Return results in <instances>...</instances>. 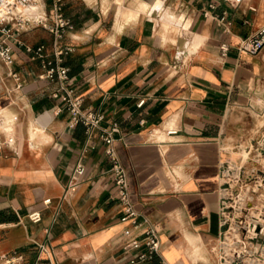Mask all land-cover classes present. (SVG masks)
Wrapping results in <instances>:
<instances>
[{
  "label": "crops",
  "instance_id": "1",
  "mask_svg": "<svg viewBox=\"0 0 264 264\" xmlns=\"http://www.w3.org/2000/svg\"><path fill=\"white\" fill-rule=\"evenodd\" d=\"M36 2L50 24L51 0ZM63 14L72 24L58 42L72 47L66 86L104 114L103 126L117 123L113 146L139 223L120 220L101 129L72 125L59 83L40 76L53 33L17 28L12 64L0 60V264H19L5 260L13 255L129 264L130 245L149 227L159 251L137 264H217L221 169L249 170L259 156L264 169V47L237 50L264 24V0H63ZM39 45L43 57H33L27 47ZM77 163L84 172L67 189ZM248 190L264 221V184ZM34 210L38 222L28 218Z\"/></svg>",
  "mask_w": 264,
  "mask_h": 264
},
{
  "label": "built area",
  "instance_id": "2",
  "mask_svg": "<svg viewBox=\"0 0 264 264\" xmlns=\"http://www.w3.org/2000/svg\"><path fill=\"white\" fill-rule=\"evenodd\" d=\"M233 6L239 5L243 0H222ZM213 8V4L209 5ZM52 22L47 23L45 16L40 12L36 0H0V60L5 64L10 65L13 62L12 45L9 38L14 35L17 28H26L28 26H43L47 27L54 35L53 59L44 60L43 66L47 67L41 77L50 80H56L59 83L60 89L63 91L60 95L65 109L70 114V122L72 125L83 123L86 126V131L90 133L93 129L99 128L102 131L101 138L105 142V153L111 163L110 171L115 183L116 197L122 207V215L120 220L129 221L131 225L136 226L139 223L140 213L134 208L130 197L125 169L120 162L115 148L113 146V132L117 128V123L110 122L107 126H103L102 122L105 119L103 113L96 111L90 107H84L80 97L74 95L73 89L66 86L68 79V69L62 65L63 56L72 50L71 46L59 45V40L64 36L65 32L72 28V24L63 14V0H51ZM220 20L223 19L220 15H216ZM224 30H227L224 28ZM264 47V24L253 33L246 35L237 43V50L255 54ZM222 55H225L228 45L222 43L220 45ZM43 45L35 48L27 47V50L33 53V57H43ZM54 64L53 67L49 65ZM16 79L20 77L15 73H11ZM58 96V93H54ZM143 99L138 102L140 106ZM175 129L167 131L169 134L175 133ZM1 141V135H0ZM261 155V151L259 152ZM261 162V161H260ZM249 170L244 168L231 167L225 165L221 169L223 180L222 196L220 199V224L221 231L218 238V251L220 253L217 264H264V237L262 241L257 243L260 234L264 233V221L262 215L254 214L252 211L253 203L246 202V208L243 213L239 214L236 211V206L229 205L227 200L232 199L230 193H234L236 198H243L242 192L247 190V186L253 182L262 179L259 175L254 180L247 181V177L259 168L258 159H248ZM84 172V166L77 163L74 169V176L67 185V189H74L77 183V177ZM264 172V171H263ZM227 176H233L235 183L232 185L226 179ZM264 184V183H263ZM264 195V191L261 192ZM49 198L44 199V202H49ZM236 202V201H235ZM230 208V210H229ZM264 212V207L261 208ZM41 212L34 210L28 214V218L32 222L41 220ZM227 228H225V226ZM256 226L260 230L256 231ZM229 237L231 239L229 240ZM220 242V243H219ZM160 241L158 234L153 227H149L142 237L133 241L130 249L136 251V254L129 259V264H137L151 258L153 254L158 253ZM6 261H18L19 264H29L22 259L21 255H13L5 259Z\"/></svg>",
  "mask_w": 264,
  "mask_h": 264
},
{
  "label": "rangeland",
  "instance_id": "3",
  "mask_svg": "<svg viewBox=\"0 0 264 264\" xmlns=\"http://www.w3.org/2000/svg\"><path fill=\"white\" fill-rule=\"evenodd\" d=\"M252 158H253V160L257 158L260 161H262V159H263L261 156H259V157H252ZM226 179L232 185L236 182L235 181V178L233 176H227ZM242 194H243V198H240V197L239 198H236V196L234 195V193H230V196L232 197V199L227 200V202H228L229 205H234V206L237 207L236 208V211L239 214H242L243 213V209L246 208V202H247V200L248 201H251V203H253V201H255V199H256L255 194L252 193V192H250L249 190L248 191L247 190L246 191L244 190L242 192ZM229 210H230V208H229ZM227 226L228 225H226L225 228H227ZM230 239H231V237H229V240ZM217 249H218V243H217V247H216V257H217V263H218L220 253H219V251Z\"/></svg>",
  "mask_w": 264,
  "mask_h": 264
},
{
  "label": "water",
  "instance_id": "4",
  "mask_svg": "<svg viewBox=\"0 0 264 264\" xmlns=\"http://www.w3.org/2000/svg\"><path fill=\"white\" fill-rule=\"evenodd\" d=\"M259 175L264 183V172L257 169L256 172H254L253 174L249 175L247 177V181H251V180H254L256 178V176ZM260 230V227L259 226H256V231L258 232Z\"/></svg>",
  "mask_w": 264,
  "mask_h": 264
},
{
  "label": "bare ground",
  "instance_id": "5",
  "mask_svg": "<svg viewBox=\"0 0 264 264\" xmlns=\"http://www.w3.org/2000/svg\"><path fill=\"white\" fill-rule=\"evenodd\" d=\"M263 171H264V169H263Z\"/></svg>",
  "mask_w": 264,
  "mask_h": 264
}]
</instances>
